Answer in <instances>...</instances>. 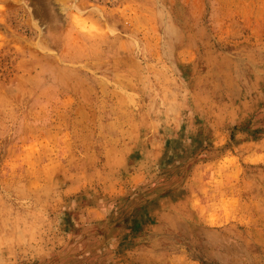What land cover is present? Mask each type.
<instances>
[{"label": "rangeland", "instance_id": "1", "mask_svg": "<svg viewBox=\"0 0 264 264\" xmlns=\"http://www.w3.org/2000/svg\"><path fill=\"white\" fill-rule=\"evenodd\" d=\"M0 264H264V0H0Z\"/></svg>", "mask_w": 264, "mask_h": 264}]
</instances>
